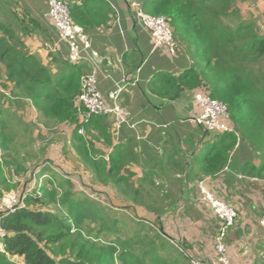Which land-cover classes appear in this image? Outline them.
<instances>
[{"label":"trees","instance_id":"1","mask_svg":"<svg viewBox=\"0 0 264 264\" xmlns=\"http://www.w3.org/2000/svg\"><path fill=\"white\" fill-rule=\"evenodd\" d=\"M80 1L73 4L69 0V5L73 22L84 30L94 24H115L117 15L104 0ZM134 2L148 15L166 17L174 35L187 46L195 61L179 77L156 81L163 96L167 93L174 99L183 88H197V92L224 103L230 112L235 132L219 134L218 140L225 139L200 152L198 158L208 162L205 170L212 175L222 171L234 151L237 134L242 133L255 142L260 159L258 164L247 163L242 171L264 179V36L257 32L255 20L243 18L238 6L243 0ZM1 30L5 35L0 36V63L6 70V83L1 87L8 90V82L13 87L8 95L0 93V201L4 190L15 187L16 177L26 178L28 166L39 161L35 136L65 123L75 129L74 148L95 188L84 185L85 189L79 191L70 176L45 166L50 177H44L41 185L37 179L34 191L30 184L25 186L20 192L23 207L2 218L7 236L0 264H186V260L191 264L182 246L173 243L161 229L159 219L167 207L139 199L140 189L128 185L134 175L127 172L121 176L119 172L128 162L114 158V152L106 161L95 149L94 142L112 145L110 117L90 118L80 124L84 110L78 111L77 100L81 77L88 67L68 62L60 66L59 60L53 58L58 67L54 73L53 67L46 66L36 55L24 52L12 32L0 26ZM33 108L38 113L36 122L26 121ZM80 129L86 137L78 134ZM99 187H106V191L96 189ZM88 189L96 199L87 194ZM112 190H116L118 198L125 199L117 203L107 197L105 205L99 201L103 193L109 196ZM122 202L125 206L120 208ZM133 209L134 215L127 213ZM144 212L151 214L153 224L143 219ZM125 218L139 228L132 236L122 237L120 232L127 229L120 225L127 223ZM91 224H95L96 233ZM104 232L115 236L111 243L99 241Z\"/></svg>","mask_w":264,"mask_h":264},{"label":"crops","instance_id":"2","mask_svg":"<svg viewBox=\"0 0 264 264\" xmlns=\"http://www.w3.org/2000/svg\"><path fill=\"white\" fill-rule=\"evenodd\" d=\"M104 1L117 15L115 24L112 27L109 22L94 24L85 31L99 53L98 91L111 106L114 102L109 95L120 93L118 103L128 111L129 121L119 126L110 117L112 145L94 142L95 149L106 161L114 152V158L128 162L119 170L121 176L127 172L134 175L130 183L142 192L139 199L167 207L159 219L161 229L186 253L204 259L216 258L214 237L220 223L200 192V183H204L217 199L237 210L236 223L226 238L231 264H264V227L260 222L264 213V179L250 177L242 171L249 162L259 163L257 145L242 133L237 134L234 151L224 169L215 175L205 170L208 162L198 155L217 141L219 134L225 133L206 132L192 121L200 113L195 100L197 88H183L172 99V95L163 96L155 86L161 77L177 78L190 69L195 65L193 56L177 36L179 53L175 57L165 49L155 48L150 34L137 19L134 0ZM75 2L82 3L70 0ZM238 6L243 18L255 20L257 32L264 36V0H243ZM49 8L47 0H0V26L12 32L14 41L25 48L24 52L36 55L46 66L53 67L55 73L58 67L53 58L59 60L60 66L62 62L70 63V51L59 38ZM245 8L250 11L243 12ZM4 35L5 31L1 30L0 36ZM5 78L6 70L0 63V91L5 90L1 87L6 83ZM7 84L11 90L13 85ZM77 109L82 111L81 105ZM29 113V119L25 120L36 122L37 111L33 108ZM231 124L235 131L232 121ZM59 130L57 135L61 138L40 153L38 172L44 171L45 166L62 174L66 170L77 190L85 189V184L92 189L91 177L74 148L75 129L65 130L62 125ZM78 134L86 137L85 131ZM103 188L106 187L96 189L103 191ZM110 198L120 203L122 197L118 198L116 190H112ZM144 215L152 221L151 214L144 212Z\"/></svg>","mask_w":264,"mask_h":264},{"label":"built area","instance_id":"3","mask_svg":"<svg viewBox=\"0 0 264 264\" xmlns=\"http://www.w3.org/2000/svg\"><path fill=\"white\" fill-rule=\"evenodd\" d=\"M47 2L50 7L49 17L57 29L59 38L68 45L70 63L84 65L89 68V71L81 77V91L77 100V104L81 105L84 110L80 124L93 117H111L115 119L119 126L127 124L129 113L118 103L120 93L113 92L109 95V98L114 102V105L111 106L98 91L97 63L99 62V53L94 49L93 40L84 28L73 22L69 0H47ZM136 9L137 19L150 34L154 47L165 49L172 57H175L177 55V44L168 19L164 16L154 17L148 15L138 7ZM195 100L200 110L199 115L192 119L195 124L202 127L206 132H235L231 124L230 112L224 103L212 99L204 93H197ZM64 127L66 130L73 127V125L65 123ZM79 133L84 134V130L80 129ZM199 188L204 200L211 205L214 217L220 223V228L214 237L216 258L204 259L193 256L188 252L186 255L191 264H231L226 238L236 223L237 210L217 199L204 183H200ZM22 201L23 198H21L20 193L17 196H6L0 201V253L5 252L3 241L7 236L1 225L2 218L12 215L22 208ZM260 222L264 227V213L261 214Z\"/></svg>","mask_w":264,"mask_h":264},{"label":"rangeland","instance_id":"4","mask_svg":"<svg viewBox=\"0 0 264 264\" xmlns=\"http://www.w3.org/2000/svg\"><path fill=\"white\" fill-rule=\"evenodd\" d=\"M134 6L137 8V7H139V5L136 3V2H134ZM250 10H248V9H244V11L243 12H245V13H248ZM262 19H264V15H262ZM175 36V35H174ZM176 40V39H175ZM184 44V43H183ZM180 51V50H179ZM177 52H178V47H177ZM179 53V52H178ZM9 91L10 90H3V91H0V93H3V94H5V95H8L9 94ZM21 109V108H20ZM22 115V114H21ZM58 130H59V128H55V129H51V130H45L44 129V131H46L45 133H43V134H38V135H36L35 137H36V141H35V143H34V147H35V151L36 152H39V153H41V149L42 148H44L45 146H47V145H49V144H51V143H53L54 141H56V139L58 138V140L61 138L60 136H58L57 134V132H58ZM257 162H259L260 163V159H258L257 158ZM41 163L38 161L37 163H33V164H30L29 166H28V172H27V174H26V178H18V177H16V184H15V187L12 189V190H10V191H7V190H4L3 191V195H2V197H1V199H3L4 197H6V196H17V194L18 193H20V192H22V190H23V188L26 186H28L29 184V186H31L32 188H31V191L33 190V188L35 189L36 188V181H37V179L39 180V185H41V184H44L45 182V179L46 178H44V177H47V178H49L50 177V172H43V175H41L40 173L42 172V170L41 171H39L38 172V170H39V168H40V166H38V165H40ZM68 172L69 171H64L63 170V173L64 174H68ZM45 174V175H44ZM6 178L9 180V182H11L12 183V180H11V178H10V176H9V174L7 173L6 174ZM35 182V183H34ZM38 184V183H37ZM85 185H87V184H85ZM128 185H131V183L130 182H128ZM38 187V186H37ZM81 187V186H80ZM34 191V190H33ZM88 192H87V194L91 197V198H93V199H96V195L95 194H91V192L92 191H90L89 189L87 190ZM104 191H106L105 189H103V192ZM109 193H110V195H111V192L109 191ZM103 199L102 198H100L99 197V201H104V205H105V202H106V198L107 197H109L110 198V195L109 196H107V195H105L104 193H103ZM111 199V198H110ZM125 199V197H123V198H121L120 200H124ZM95 201V200H94ZM110 203L112 204V201H110ZM123 203V202H122ZM121 203V204H122ZM119 204V207L121 208V207H124L125 205L124 204ZM114 206H116V207H114L115 209L117 208V205H114ZM33 207H35V206H33ZM107 207H112L111 205L110 206H107ZM119 210H121V209H119ZM141 211V210H140ZM123 213V212H122ZM128 214H132V215H134L133 213H136L135 212V209H133V210H129V212H127ZM145 216H147L148 217V215H145ZM148 218H150V217H148ZM143 219H145V218H143ZM153 219V218H152ZM125 220H127L126 218H125ZM146 220V219H145ZM147 222H149V223H152L153 224V221H149V220H146ZM120 225L121 226H124V227H126L127 229L126 230H124V229H121V234H122V237H124L123 236V234H127V235H129V236H132V234L136 231V230H138L139 228L137 227V225L136 224H134V223H132V222H128V220H127V223L126 224H123L122 222L120 223ZM91 229H93L94 231H95V233H96V231H98L97 229H95V224H91ZM128 236V237H129ZM114 237L115 236H113L111 233H107V232H104L102 235H99V241H106L107 243H111V240H113L114 239ZM127 237V238H128Z\"/></svg>","mask_w":264,"mask_h":264}]
</instances>
